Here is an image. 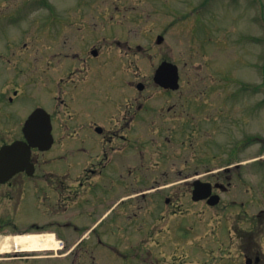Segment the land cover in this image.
Returning a JSON list of instances; mask_svg holds the SVG:
<instances>
[{
  "label": "rangeland",
  "instance_id": "1",
  "mask_svg": "<svg viewBox=\"0 0 264 264\" xmlns=\"http://www.w3.org/2000/svg\"><path fill=\"white\" fill-rule=\"evenodd\" d=\"M83 23L89 27L98 24L95 32L101 35L100 38L105 35L132 46V49L114 47L113 54L124 55L127 61L133 60L134 82L149 80V92L154 91L155 68L161 60L167 59L180 67L181 93L190 97L186 103L193 102L191 98L196 88H209L212 102H219L216 97L221 99V92L228 94V124L219 127L213 138H207L204 130L194 135L196 138L191 144L178 140L174 152L179 155L176 166L186 167L185 157L190 163L192 157L208 155L212 157V166L220 168L228 162L253 159L259 154L264 156V0H0V144L22 135L24 120L38 101L43 100L41 103L48 107L54 106L47 97L33 92H48L46 85L33 86V59L38 56L43 61L41 57L52 55V48H45L43 52L37 50L55 39L58 43H53L54 52H59L67 42L71 53L86 44V38L94 39L96 33L89 31L87 35V30L81 26ZM159 34L164 36L161 43L157 42ZM52 59L58 60L55 55ZM38 65L44 68L45 75L59 77L62 74V64L57 61L48 67L45 62ZM38 71L42 72L41 69ZM258 83H261L260 89L255 90ZM14 88H18V96L13 92ZM9 96L15 98L9 101ZM156 96L155 100L159 99L161 103L167 100L161 95ZM59 108L50 109L57 126L65 117L61 106ZM238 111L241 113L240 128L234 126V115ZM166 127L168 129L169 124ZM76 130L73 134L54 135L55 142L46 153L48 166L56 170L66 167L67 160L62 156H68L69 161L77 162L82 157L85 160V155L77 152L74 146L86 132ZM256 135L261 137L260 143L250 139ZM237 141H241L244 149L239 158L233 160L236 155L232 156L230 148ZM70 150L75 152L71 154ZM102 174L96 179V185L90 184L93 191L88 194L92 199L79 205L83 216L77 213L74 222L80 225L92 223L109 206L107 201L111 198H120L153 185L168 183L171 186L121 198L92 232L91 239L87 238V251L84 246L79 247L77 259L71 255L66 259L33 258L29 252L26 253L30 258H10L8 253L0 252V264H135V255L161 251L163 241L160 264H240L244 257L236 253L238 246L243 245L261 247L264 253L263 158L254 165L246 163L239 174L230 171L200 176L214 181L220 177L225 183L230 182V189L221 192V201L215 206L192 200L190 182L194 176L190 174L137 171L124 174L114 170H105ZM12 181L21 182V177ZM33 182L38 181L28 179L23 188L22 185H0V234H3L0 235V246L8 231L34 232L37 226L55 229L61 237H66L64 228H69L64 225L62 214L55 215L39 205ZM168 197L178 207L165 204V210L156 208L154 214L158 217L144 223L141 215H150L152 211L143 209L142 212L139 206ZM132 203L134 209L131 210ZM91 205L98 206L92 215L87 211ZM175 208L180 209V213L174 215ZM125 213H130L136 222L140 221V243L127 246L125 240L119 239L117 243L114 240L112 250L95 245L96 235L107 231L113 240L112 233L122 225L125 230H118L116 237L125 238L124 234L129 231ZM224 221L229 229L230 251H211V247L219 245L217 236ZM168 225H171V235L177 234L169 246L164 237ZM239 237L244 239L242 244ZM250 238L257 244L250 243ZM175 241L179 244H174Z\"/></svg>",
  "mask_w": 264,
  "mask_h": 264
},
{
  "label": "flooded vegetation",
  "instance_id": "2",
  "mask_svg": "<svg viewBox=\"0 0 264 264\" xmlns=\"http://www.w3.org/2000/svg\"><path fill=\"white\" fill-rule=\"evenodd\" d=\"M81 26L85 27L87 35H89V31L92 34L98 31V24L89 27V24L83 23ZM87 35H82V37L86 38ZM100 37L101 35L96 33L94 39L87 40L88 38H86V44L72 53L69 50L70 46L67 45V42L62 48L57 44L56 46L60 47V51L54 52L53 43H58V40L55 39L52 40L51 44L37 50L38 52H43L45 48H52V55H44V57H41L43 61H40L38 56H35L37 59H33V66L35 68V71H33V86L43 84L47 86L46 92L48 91L47 93L40 91L33 92L36 95L47 97L51 104L54 105L48 107L46 104L41 103L44 102L42 100L41 102L38 101L35 107L42 106L50 111L53 123V135L69 134L70 132V134H73L77 132V128H79L80 133L82 131L86 132L85 137L79 139L74 146L77 147V152L85 155V160L82 157V160L77 162L69 161L68 156H62V158H66L67 160V166L56 170L48 166L50 162L46 158V153L50 149L41 151L35 147L33 148L31 159L34 164L33 174L30 175L24 170L12 178L20 176L21 182H13L11 179L7 183H3L10 186L22 185L23 188L24 183L28 179L38 181L33 182V187L34 196H37L39 205L48 206L55 215L62 214L61 216L65 222L64 225L66 227L71 226L73 232L77 231V233H80L78 237L75 238V235L72 237L71 244L67 240L63 250L51 255L50 257L52 258L65 257L66 259L71 255L77 259L79 257V247L84 246V249L87 251V246L89 245L84 243L86 241L84 234L92 224L85 227V225L73 222V217L77 213H81V216H83L81 209L78 207L83 202L92 199L88 193L93 191L92 186L96 185V179L101 178L105 170H114L124 174L137 171L140 173H160L163 175L170 173L190 174L198 177L230 171H235V173L239 174L246 163L250 162L254 165L258 159L254 157L248 161L228 162V164L220 168H214L211 161L212 157L205 155L200 158L192 157L190 163L189 158L185 157L187 166L184 168L176 166V159H179V155H175L174 152L177 148L175 143L178 140L191 144L196 138L194 135H198L204 130L207 132V138H213V133L219 127H224L228 124L227 122L230 118L228 94L221 92V99L218 96L216 97V100H219V102H212V98L210 99L212 94L210 95L208 92L209 88H196V92L191 93L193 95V98H191L193 102L186 103L185 100L190 101V97L189 95L182 96L181 87L177 89L161 87L154 80V75L152 78L154 91L149 92L151 89L148 86L149 80L134 82L132 72L133 60L127 61L124 55L117 56L115 53L113 54L114 47L124 46L132 49V46L120 39L107 38L105 35L102 38ZM99 41L104 44L97 45L96 42ZM54 55L58 60H51V57ZM56 61L62 64V74L59 77L45 75L44 68L38 65V63L45 62L48 67V64ZM40 69L42 72L38 71ZM13 92L17 94L18 88H14ZM156 95H159V97L161 95L167 100H163L161 103L159 99L155 100ZM183 97H185V103L181 101ZM9 100L12 101L13 97L9 96ZM60 106L65 117L60 120L57 126L54 113L50 109H60ZM240 120L241 113L238 111L234 115L235 127L240 128ZM167 123L169 124L168 129L166 127ZM93 132L95 133L92 136ZM252 137L254 141L260 139L258 135ZM145 148L146 150H144ZM222 148L224 149L225 146L222 145ZM243 149L241 141H237L234 147L230 148L232 156L236 155L233 160L239 158ZM74 152L73 150L69 151L71 154ZM168 164L174 166H167ZM203 180L209 181L212 184L213 194L218 193L221 195V192H227L230 189V182L225 183L220 177L216 181L210 179ZM194 181L195 179L192 178L190 182L192 200ZM166 186L171 185L165 183L159 184L157 187L158 189H165ZM125 196H132V193ZM125 196L111 198L107 201L109 206L94 220L96 223L95 230L103 223L107 213ZM209 200L202 199L195 200V202L201 201L205 202L207 206H215ZM165 204L178 207L175 201H170L169 197L163 201L158 199L152 200L150 204H141L139 207H141L142 212L143 209L149 212L150 210L152 211L150 212L152 215H141L143 222H153L158 217L154 214L155 209L163 208L165 210ZM102 206L103 203L100 207ZM90 207L91 209L89 210ZM129 207L132 210L134 208L133 203ZM97 208L91 205L87 207V211L92 215L96 212L95 209ZM179 210L175 208L172 213L174 215L178 214L180 213ZM68 212H73V214L70 215ZM162 217L165 218V216ZM125 218L126 226L129 227L128 233L124 234L125 238L116 237L118 230L124 229V226L121 224L122 226H118V229L112 233L115 239L110 240L112 235L109 236L107 231H104L101 235H97L96 245L112 250V242L115 240L117 243L119 239L125 240V245L127 246L139 244L142 239L139 234V230L142 227L139 223L140 221L136 222L130 213H126ZM112 225H114V222ZM156 228L157 225L154 226V229ZM221 228L217 236V243L219 245L211 247L213 248L211 251H230L228 246L230 235L225 221ZM130 229L132 230L130 231ZM214 234L217 233L214 232ZM252 235L255 237L254 234ZM176 236L177 234L171 235V225H168L167 230L164 231V237L168 246L172 244V240ZM239 240H241L242 244L244 239L239 237ZM249 242L254 245L257 244L256 240L252 238L249 239ZM174 244H179V241H175ZM164 246L165 241H163V249ZM162 250L146 253L142 256L135 255L134 262L135 264H160L159 255H162ZM238 251L236 254L244 257V260L240 259L242 261L240 264H264L262 262L264 253L261 247L243 245L238 246ZM92 257L94 258V256Z\"/></svg>",
  "mask_w": 264,
  "mask_h": 264
},
{
  "label": "water",
  "instance_id": "3",
  "mask_svg": "<svg viewBox=\"0 0 264 264\" xmlns=\"http://www.w3.org/2000/svg\"><path fill=\"white\" fill-rule=\"evenodd\" d=\"M162 40L163 36H159L158 41ZM178 78V66L168 61L159 66L155 75L156 81L166 87H177ZM51 128V117L45 109L39 107L30 114L24 125L27 140H16L0 148V182L7 181L15 173L26 168L29 173L33 172V164L30 162L32 146L48 149L53 142ZM194 184V199L206 198L211 194L210 183L197 179ZM209 199L211 204H216L219 196L212 195Z\"/></svg>",
  "mask_w": 264,
  "mask_h": 264
},
{
  "label": "bare ground",
  "instance_id": "4",
  "mask_svg": "<svg viewBox=\"0 0 264 264\" xmlns=\"http://www.w3.org/2000/svg\"><path fill=\"white\" fill-rule=\"evenodd\" d=\"M5 245L0 246L1 251H28V250H41L48 248H59L58 240L54 238L51 233H25L16 236V243L10 242L9 239L3 240ZM2 247V249H1ZM12 248V249H11Z\"/></svg>",
  "mask_w": 264,
  "mask_h": 264
}]
</instances>
